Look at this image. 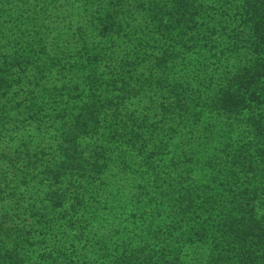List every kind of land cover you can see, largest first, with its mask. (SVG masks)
Listing matches in <instances>:
<instances>
[{"label": "trees", "instance_id": "1", "mask_svg": "<svg viewBox=\"0 0 264 264\" xmlns=\"http://www.w3.org/2000/svg\"><path fill=\"white\" fill-rule=\"evenodd\" d=\"M25 87L66 147L0 142V264H264V0H0V126Z\"/></svg>", "mask_w": 264, "mask_h": 264}, {"label": "rangeland", "instance_id": "2", "mask_svg": "<svg viewBox=\"0 0 264 264\" xmlns=\"http://www.w3.org/2000/svg\"><path fill=\"white\" fill-rule=\"evenodd\" d=\"M221 40H225V42L221 45V48L223 50H221V53H223L222 55H220V57L222 56V58H229L227 60V64L228 65H232L235 60L241 56V54L243 53V49H241V47H239L236 51L232 52H228L229 47H227L230 43H232L230 40L223 38L220 39V43ZM121 42V41H120ZM120 42L117 43V48H116V53L114 54V58L112 61H119L120 59H122L124 57V51L120 52V49H122V45L120 44ZM106 53V52H105ZM192 54L191 58L193 59V65L194 64H198L199 62L196 61V56H198L199 54ZM199 57V56H198ZM241 59V57H240ZM214 61V60H213ZM221 63L225 64V61H222ZM111 64V62L106 60L105 65H100L99 66V72L102 73H107L108 72V66ZM112 65V64H111ZM224 66V65H223ZM217 67V65H214L213 67H208V69L206 70L205 73H203V76L208 73L211 72L212 70H215ZM184 72V69L181 70V73ZM75 74V72H73ZM75 76H79V78L84 77L85 73H82L81 75H75ZM69 79V75L67 74V72L65 73L64 76V82L68 81ZM104 87V91L101 92V96L104 98H108V99H112L115 95L117 94H121V92L119 93V91L121 90L120 88H113V87H106L105 84H103ZM87 90V89H85ZM38 89L32 93L30 90L27 89V87H25L22 90H18V92H12V94L10 95L12 98V102H11V109L8 113V116H10L9 123L6 124H2L0 126V131L2 132V135L0 136V142L3 143L2 147L8 146V147H16L22 145V143L25 141V139L27 137H31L30 133H32V135L34 137H36V143H32L31 146L32 147H41L43 149V154L46 155L45 157L47 158H51L54 154V151H57L56 149H60V147H66L65 145L62 144L63 139L57 140V138L55 139L54 137L59 135V133L62 131L61 129H59V124L61 122H63L60 113H55L53 108L55 107L54 103H51L52 105L50 107H46L43 108V115L49 114L52 118L55 119V121H57L56 123L53 122H42V124L40 125V128L38 127L35 131V123L32 122L30 123L32 120H30V118L27 117L28 120H26V118L23 115H17V112H21L23 113L22 110H19L17 108L18 106V100H22L24 98L27 99H33L34 97L38 96L37 94ZM108 91H113V93H110ZM137 93V92H135ZM16 94V95H15ZM87 94V92H84V95ZM84 95H77L74 97L77 98V102L79 101V103L82 105L83 102L82 100H80ZM123 95L125 96V93L123 92ZM139 95V93H138ZM137 95V96H138ZM152 98V94L149 93H145L141 95V101L145 104H150L148 103V101H150ZM143 107V106H142ZM141 107V110H142ZM76 111V109H75ZM15 117H18L17 120H15ZM13 118V121H12ZM46 121V119H45ZM152 121V120H151ZM58 124V126H56ZM56 127L58 128V131H56ZM101 131H106V127L105 129L100 128ZM99 130V131H100ZM56 131V132H55ZM86 138V137H85ZM83 139V141L81 142L82 144V150L84 151L82 154L83 159L89 160V156L91 155V153L93 152L94 148H95V138L92 139ZM38 171V170H36ZM124 181H126L125 187L127 188L125 191V196H127L129 194L130 190H134L133 184L135 182V176L134 175H130L127 177V179H125ZM120 229V228H119Z\"/></svg>", "mask_w": 264, "mask_h": 264}]
</instances>
